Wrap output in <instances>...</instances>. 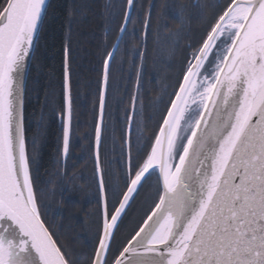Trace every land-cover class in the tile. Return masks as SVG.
Instances as JSON below:
<instances>
[{
	"label": "snow or ice",
	"instance_id": "obj_1",
	"mask_svg": "<svg viewBox=\"0 0 264 264\" xmlns=\"http://www.w3.org/2000/svg\"><path fill=\"white\" fill-rule=\"evenodd\" d=\"M45 6L46 0L0 4V264H76L41 219L25 138L26 61ZM131 22L126 11L103 61L101 121L109 65ZM189 47L150 150L135 164L125 152L124 185L111 187V201L100 171L102 226L92 264H264V0H223L199 47ZM67 77L65 46L62 155L73 119ZM137 102L130 112L139 114ZM99 144L97 126L98 169ZM152 175V206L114 247L129 201Z\"/></svg>",
	"mask_w": 264,
	"mask_h": 264
},
{
	"label": "trees",
	"instance_id": "obj_2",
	"mask_svg": "<svg viewBox=\"0 0 264 264\" xmlns=\"http://www.w3.org/2000/svg\"><path fill=\"white\" fill-rule=\"evenodd\" d=\"M3 2L0 0V4ZM222 3L223 0H134L132 22L128 24V32L120 42V51L109 68L100 144L102 169L106 166L110 167V171L114 169V152L111 151V158L108 157L110 150L105 142L114 133L123 138L124 108L132 109L133 98L138 97L137 104L142 111V133L145 128L151 130L154 119L152 111L154 103H158L162 96L160 92L171 81L173 87L176 85L193 50L189 45L199 47L201 37ZM126 7L127 0H50L26 82L24 129L32 161L33 188L42 219L62 250L67 249L72 254L76 264H81V254L80 258L76 256L78 245L85 247L80 250L85 254L82 264H86L87 258L91 260L90 255L97 245L100 232L97 230L96 235L91 237L89 231L93 225L96 229L102 226L99 192H92L91 200H86L85 188H79L75 183V174L86 170L93 172L95 169L93 154L90 159L78 156L83 152V145L93 153L103 61L120 32ZM173 31L182 32L178 46L172 45L170 36ZM65 46L73 110L67 160L62 158ZM173 58V68L167 67L168 61ZM168 70L173 76H169ZM161 85H164L162 90ZM167 102L164 103V110ZM163 115L158 118L159 122ZM129 117L127 142L135 140V134L133 136L131 132L135 112H130ZM138 157L134 156L135 161ZM117 169L116 172L122 175ZM105 177L107 180L108 176ZM85 180L88 179L84 177L77 182L84 185ZM105 188L107 190L106 184ZM75 242L77 246L73 244Z\"/></svg>",
	"mask_w": 264,
	"mask_h": 264
},
{
	"label": "rangeland",
	"instance_id": "obj_3",
	"mask_svg": "<svg viewBox=\"0 0 264 264\" xmlns=\"http://www.w3.org/2000/svg\"><path fill=\"white\" fill-rule=\"evenodd\" d=\"M201 5H202V1H201ZM213 6H214V2L212 1L211 8H213ZM203 15H206V13L203 12ZM199 35H200V33L198 34V36ZM170 37H171V39H173L172 45L178 46V43L182 39V32L178 33V31H173ZM173 60H174V58L172 60L168 61L167 67L173 68L172 67ZM168 72L170 74L169 75L170 77L173 76L172 72H170L169 70H168ZM166 74H167V72L165 73V75ZM172 87H173V81L169 82V85H167V87L164 89L163 92L162 91L160 92V94L162 93V96L158 100V103H154V107H153L154 109L152 111V116L154 117V119H153V124H152L150 131H147L145 128L142 135H139V137H138V133L142 132V130H143L140 127V123H142L143 120H141V118H142L141 112L142 111H141L140 105L136 104V107L138 109L139 114L135 113L136 119L134 120V123L132 126V131H131L133 136L135 134V140L133 139V141L127 142V145H126L125 139L127 140V135H128L127 122H128V117H129V113H130V111L127 110V108H124V110L122 111V118L125 122L123 138H120L118 136V134H116V133H114V135H112V136L111 135L108 136V139L106 138L107 139V141L105 142L106 147H108V150H110L108 157L111 158V155H112L111 151H112V152H114V160H115L114 161V167H113L114 169H111L112 171L108 170V168H110V167H107V166L104 169H102L104 182H105L107 190H108L109 201H111V199H112V195H111V191H110L111 187L116 186V185L123 187V176H125V159H126L125 152L130 150V154H131V158H132L131 162H132V164H135L137 162V160L142 161L145 152L148 151V149L152 143V138H154V135H155V133L158 129V126L161 122V121L160 122L158 121V118L162 115V113H165L164 103L167 102V99L169 96L168 94L171 93L173 90ZM163 88H164V85H161L160 90H162ZM158 96H159V93H158ZM156 99L154 102H156ZM129 109H130V107H129ZM113 119H114V117L112 116L111 124L113 123ZM109 120H110V116H109ZM108 125H109V121H108ZM109 130H111V126H109ZM106 132H108V130ZM148 133H150V134H148ZM108 134H109V132H108ZM93 141H94L93 142V153L89 152V149L86 145H83V152L78 157H81V158H87L88 157L90 159L92 154H93V159H94L93 163H95L94 164L95 169H93V172H88V170H86L87 172L82 171L81 173L75 174L76 175L75 178L77 181L86 177L88 179V180H85L87 182V184H86V182H84V185H83L77 181H75V183L77 184V187L80 188L81 186H83L85 188L84 191L86 192V196H85L86 200L90 201L91 200V193L92 192L94 193V191H98L99 197H100V203H101L99 177H98V171H97V166H96V158H94L95 157V140H93ZM113 145H115L114 149H113ZM122 149L124 151H122ZM68 156H69V152L66 155L62 156L63 160H67L65 158L66 157L68 158ZM134 156H137V157L139 156L136 159V161L134 159ZM99 160H100V151H99ZM88 162H89V160L87 159V163ZM117 164H119L120 167ZM117 168L122 172V175L120 174L119 171H118L119 173L116 172ZM105 175L108 176L107 180H106ZM89 185L91 187H89ZM157 187H158V181H157L156 175H152V176L148 177L147 180L143 182V186L138 189V194H136V196H134L133 202L129 206V208L126 212L127 214L124 216V218L120 224V228L118 229V232L115 231V245H114V247L119 246L120 244L125 242L127 239H129L131 234L133 233V230L136 228V226L139 223H141V221L145 218L146 213L148 212V210L152 206L153 201L155 200ZM129 204H130V202H129ZM101 207H102V203H101ZM100 215H99V219H100V222H102V214H100ZM92 220L93 219L91 217V223L93 222ZM100 229H101V226L99 229L98 228L96 229V226L93 225V227L91 228V231H89L91 233V237H94L96 235L97 230H99V232H100ZM72 235H75V233H72ZM75 239L78 240L77 238H75ZM73 244L75 246H77L76 242ZM96 244H97V242H96ZM84 248L80 247L79 245L76 248V256H78L80 258V254H81V264L83 262L82 258L85 257V254H84V252L83 253L80 252V250L82 251ZM95 249H96V245H95V248L93 250L92 255H90L91 260H89L87 258L86 262H85L86 264H92Z\"/></svg>",
	"mask_w": 264,
	"mask_h": 264
},
{
	"label": "water",
	"instance_id": "obj_4",
	"mask_svg": "<svg viewBox=\"0 0 264 264\" xmlns=\"http://www.w3.org/2000/svg\"><path fill=\"white\" fill-rule=\"evenodd\" d=\"M49 2H50V0H46V6H45V9H44V11L42 13V22H41V25L39 26V31H38L37 35L34 37L33 49L31 51L30 57L26 61V69H25V76H24V90H23V114H24V96H25V89H26V82H27V77H28V73H29V68H30L31 60H32V57H33V54H34V50H35V47H36L38 36H39L40 30H41V26H42V23H43V20H44V17H45ZM133 3H134V0H133ZM132 9H133V4L131 6H129L128 3H127L126 11H129L130 14H131ZM123 23H124V21H123ZM119 36H121V32H119L117 38ZM117 38L114 41L113 45L116 43ZM110 51H112V47H111ZM111 62H110V64H111ZM109 67H110V65H109ZM67 79H68V77H67ZM68 83H69V81H68ZM105 98H106V91H105ZM65 103H66V97H65ZM104 112H105V109H104ZM103 123H104V116H103V120L102 121L98 117L97 126L100 127V143H101V138H102ZM97 126H96V128H97ZM99 147H100V144H99ZM98 151H99V148H98ZM96 154H97V145H96V132H95V158H96ZM96 166H97L98 177H99V174H100V171H101L100 160H99V169H98L97 159H96ZM101 202H102V197H101ZM41 219H42V217H41ZM45 226H46V224H45ZM53 239H54V237H53Z\"/></svg>",
	"mask_w": 264,
	"mask_h": 264
},
{
	"label": "bare ground",
	"instance_id": "obj_5",
	"mask_svg": "<svg viewBox=\"0 0 264 264\" xmlns=\"http://www.w3.org/2000/svg\"><path fill=\"white\" fill-rule=\"evenodd\" d=\"M106 189V188H105ZM100 195H101V192H100ZM116 232H118V230L116 231ZM115 234V233H114Z\"/></svg>",
	"mask_w": 264,
	"mask_h": 264
}]
</instances>
